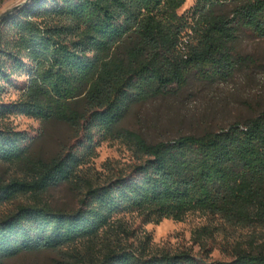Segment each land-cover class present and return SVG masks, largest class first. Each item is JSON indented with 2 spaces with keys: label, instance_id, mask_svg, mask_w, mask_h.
<instances>
[{
  "label": "trees",
  "instance_id": "trees-1",
  "mask_svg": "<svg viewBox=\"0 0 264 264\" xmlns=\"http://www.w3.org/2000/svg\"><path fill=\"white\" fill-rule=\"evenodd\" d=\"M186 1L31 0L0 24V99L15 74L27 75L17 99L0 100V163L23 172L0 182V206L11 205L0 214V264L46 250H66L61 264H264V244L210 261L156 250L126 221L202 212L264 222V110L154 142L124 125L136 104L191 79L227 80L248 61L236 51L240 35L264 38V0H196L180 13ZM12 115L44 130L62 123L74 143L43 157L33 149L39 137L11 126ZM108 140L122 141L135 162L101 178L91 162ZM61 186L78 196L76 207L46 196Z\"/></svg>",
  "mask_w": 264,
  "mask_h": 264
},
{
  "label": "rangeland",
  "instance_id": "rangeland-1",
  "mask_svg": "<svg viewBox=\"0 0 264 264\" xmlns=\"http://www.w3.org/2000/svg\"><path fill=\"white\" fill-rule=\"evenodd\" d=\"M22 1L0 0V14ZM195 1L187 0L180 13L188 12ZM235 47L240 55L248 57V61L233 76L212 82L191 79L189 85L181 90L136 104L124 125L140 132L149 142H154L242 123L259 114L264 110V38L241 34ZM26 77V74H15L10 85L5 83L6 90L0 100L8 103L17 99ZM8 119L17 130L39 137L33 149L43 157L56 155L62 148L74 143L72 133L62 123L51 124L44 130V125L33 118L12 115ZM134 162L133 152L122 141L108 140L98 147L91 165L94 172L105 178L113 170L126 169ZM22 173L16 166L0 163V182H8ZM46 196L57 206L73 208L78 205V196L68 186L52 189ZM22 200L25 198L19 201ZM10 207L7 204L0 206V214ZM126 221L137 237L149 234L151 245L156 250H189L210 261H231L237 251L260 248L264 244V222L246 227L202 212L189 213L183 221L169 218L160 223H145L132 215H127ZM131 241L139 242L137 238ZM65 252L46 250L21 254L9 264H61L66 257Z\"/></svg>",
  "mask_w": 264,
  "mask_h": 264
},
{
  "label": "water",
  "instance_id": "water-1",
  "mask_svg": "<svg viewBox=\"0 0 264 264\" xmlns=\"http://www.w3.org/2000/svg\"><path fill=\"white\" fill-rule=\"evenodd\" d=\"M31 0H24L12 7H10L8 10L0 14V24L7 18H9L10 15L19 12L22 10Z\"/></svg>",
  "mask_w": 264,
  "mask_h": 264
}]
</instances>
